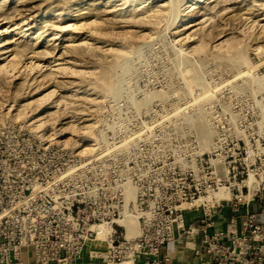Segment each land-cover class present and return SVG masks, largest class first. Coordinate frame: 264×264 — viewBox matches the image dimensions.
Masks as SVG:
<instances>
[{
    "label": "rangeland",
    "instance_id": "obj_1",
    "mask_svg": "<svg viewBox=\"0 0 264 264\" xmlns=\"http://www.w3.org/2000/svg\"><path fill=\"white\" fill-rule=\"evenodd\" d=\"M2 132L158 165L216 143L263 176L264 0H0Z\"/></svg>",
    "mask_w": 264,
    "mask_h": 264
},
{
    "label": "built area",
    "instance_id": "obj_2",
    "mask_svg": "<svg viewBox=\"0 0 264 264\" xmlns=\"http://www.w3.org/2000/svg\"><path fill=\"white\" fill-rule=\"evenodd\" d=\"M5 133L0 264H23L25 248L37 264H77L102 225L111 228L109 244L91 255L105 264H178L162 253L174 241L190 251V264H264V222L255 209L264 208V175L246 163L237 170L233 154L219 156L216 143L190 160L158 165L129 157L14 155L17 146L2 140ZM220 211L228 214L223 227ZM126 216L136 220L132 235L118 222Z\"/></svg>",
    "mask_w": 264,
    "mask_h": 264
},
{
    "label": "crops",
    "instance_id": "obj_3",
    "mask_svg": "<svg viewBox=\"0 0 264 264\" xmlns=\"http://www.w3.org/2000/svg\"><path fill=\"white\" fill-rule=\"evenodd\" d=\"M257 210V218L259 221L264 222V208H255ZM224 217L223 219H220V216L217 218L219 221H222L221 225H218L219 227H223L224 223L227 218V213L223 212ZM173 243V244H172ZM182 242L181 241H174L167 243L162 248V253L167 254L175 263L178 264H190L195 261V259L192 257V254L189 250L182 249ZM99 247V248H97ZM102 246H98V244L95 242H88L81 254V257L79 258L77 264H105L101 259L94 258L91 255V252L94 250L102 249ZM22 260L23 264H37L33 261L32 253L29 248H25L22 251Z\"/></svg>",
    "mask_w": 264,
    "mask_h": 264
},
{
    "label": "bare ground",
    "instance_id": "obj_4",
    "mask_svg": "<svg viewBox=\"0 0 264 264\" xmlns=\"http://www.w3.org/2000/svg\"><path fill=\"white\" fill-rule=\"evenodd\" d=\"M202 139L205 142L204 148L208 146L210 148V142H206L207 136H204L202 134ZM208 148V149H209ZM222 192V191H221ZM121 224H124L128 229V235H132L136 232V220L132 216H126L123 218V220L118 221ZM111 233V228L108 225H102L99 227V234L95 239L88 240L87 242H95L98 244V246L107 247L109 244V236ZM99 248V247H97Z\"/></svg>",
    "mask_w": 264,
    "mask_h": 264
}]
</instances>
